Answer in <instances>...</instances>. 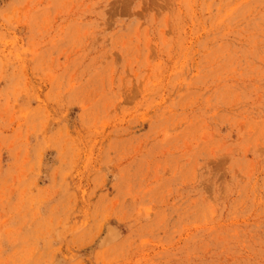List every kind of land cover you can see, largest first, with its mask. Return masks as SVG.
<instances>
[{"label":"rangeland","instance_id":"obj_1","mask_svg":"<svg viewBox=\"0 0 264 264\" xmlns=\"http://www.w3.org/2000/svg\"><path fill=\"white\" fill-rule=\"evenodd\" d=\"M0 264H264V0H0Z\"/></svg>","mask_w":264,"mask_h":264}]
</instances>
